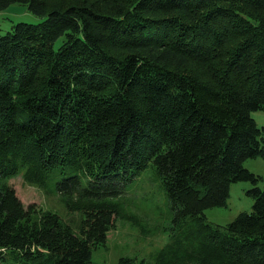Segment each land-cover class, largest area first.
Segmentation results:
<instances>
[{"label": "trees", "instance_id": "16d2710c", "mask_svg": "<svg viewBox=\"0 0 264 264\" xmlns=\"http://www.w3.org/2000/svg\"><path fill=\"white\" fill-rule=\"evenodd\" d=\"M13 3L43 20L0 34V264H88L147 166L174 215L153 264H264V176L242 164L264 157V0ZM19 170L69 217L25 207ZM237 181L251 211L209 222Z\"/></svg>", "mask_w": 264, "mask_h": 264}, {"label": "rangeland", "instance_id": "374dc122", "mask_svg": "<svg viewBox=\"0 0 264 264\" xmlns=\"http://www.w3.org/2000/svg\"><path fill=\"white\" fill-rule=\"evenodd\" d=\"M43 20L28 10L25 4L13 3L0 10V34L10 30L18 22L37 23ZM251 116L259 127L264 126V111H251ZM243 166L250 172L264 176V157H249ZM26 207L34 203L36 207L57 213L67 219L69 213L58 193L45 192L23 179V170L17 171L5 180ZM263 181H259L262 187ZM248 181L230 184L226 204L204 210L209 222L225 225L241 212H250L253 200L246 194L251 188ZM121 211L128 218L117 216L106 233L105 243L91 251L88 264H116L121 257L134 258L144 264H153L156 252L170 239L173 227L171 205L153 167L147 166L141 174L130 180L124 192L117 196Z\"/></svg>", "mask_w": 264, "mask_h": 264}]
</instances>
